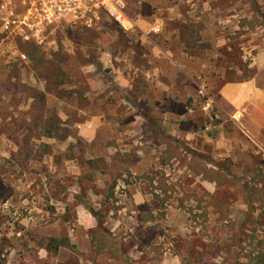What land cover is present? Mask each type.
<instances>
[{
  "label": "rangeland",
  "instance_id": "1",
  "mask_svg": "<svg viewBox=\"0 0 264 264\" xmlns=\"http://www.w3.org/2000/svg\"><path fill=\"white\" fill-rule=\"evenodd\" d=\"M66 1L68 13L47 19L49 9L59 10L0 0V264H78L67 236L79 232L84 214L105 233L113 221L120 223L116 238L128 234L133 241L118 243V254L141 245L138 238L157 242L141 256L150 264H159L165 247L183 256L181 264H224L228 244L239 247L230 250L234 264L239 252L247 259L256 250L244 243L253 234L264 252V214L262 227L245 232L241 245L237 233L227 237L231 229L224 226L231 223L223 224L228 220L222 200L232 198L231 190L205 196L187 186L193 173L217 187H239L249 206L264 204V134L256 137L263 148L248 144L245 135H227L235 125L217 103L220 85L212 81L243 55L240 41L217 26L222 16L215 14L238 8L255 13L252 2L209 0L214 15L199 5L197 13L204 15L197 24L167 23V30L181 31L184 67L180 77L178 70H167L169 77L157 87L147 81L155 54L133 21L136 14L150 16L149 5L114 0L132 22L124 29L99 5L104 0ZM118 77L128 85H119ZM235 78L226 69V80ZM251 111L248 125L261 124L263 113ZM222 129L227 138H221ZM219 141L227 148L218 147ZM237 141L246 144L228 148ZM226 152L240 163L224 157ZM156 176L174 189L167 201L154 189ZM133 187L147 193L142 208L154 213L141 215ZM169 204L174 207L167 218ZM133 220H156L163 227L141 236L138 227L128 230ZM51 239L59 241L55 253L46 251ZM123 263L137 264L130 257Z\"/></svg>",
  "mask_w": 264,
  "mask_h": 264
},
{
  "label": "crops",
  "instance_id": "2",
  "mask_svg": "<svg viewBox=\"0 0 264 264\" xmlns=\"http://www.w3.org/2000/svg\"><path fill=\"white\" fill-rule=\"evenodd\" d=\"M142 1L151 7V15L143 17L142 14H136V18L133 21L137 27H140V29H138L141 32V37L144 39L143 43H146L149 48L152 47L153 53L155 54L152 65L153 71L147 74V81L150 80L155 84V86L160 87V85L163 86L162 79H167V77H169V75H167V70H178V77H180L184 67L182 65L181 58L178 55L185 54V48L183 47L181 41V31L180 29L167 30V23L175 21L182 24L193 23L195 25L202 20V16L204 15L201 14L202 12L197 13V8L199 5L205 7L204 10L203 8L202 10L204 11L203 13H208V16L213 13L215 14L216 8H213L210 5L209 0H164V3L156 0H141V2ZM250 1L255 8V13L244 10L241 11V9L238 8L236 13L221 11V14H215L222 16L221 19H218L217 26H221L224 31L229 32L228 35L231 34L230 36H235L237 40L240 41L243 55L239 59V62H230L228 66L225 67L212 65L213 68H223V72H221V74L216 78H213L214 80L212 81H218L220 85L219 89H217V103L221 105V110L223 113L226 114L235 125L234 130L228 134L226 130L222 129L223 131H220L222 134L221 138H227L235 132L239 135H245V137H247L246 139L249 141L248 144H253L254 147L257 148H263V146H261V144L256 141V137L259 135L262 136L264 134V121L261 124L257 123L256 126L248 124L251 120V110L261 112L264 115V0ZM185 6H187V8ZM151 33L153 36H155L156 41L152 39ZM252 41L254 44L250 43ZM244 42L249 43L246 45ZM224 43L225 41L221 42V45H224ZM247 55L250 56L248 61L246 60ZM189 59H192V57H189ZM189 61L192 63L191 60ZM193 63L196 65V62ZM226 69L229 71H232L233 69L236 78L226 80ZM117 81L121 86L128 85L127 80L124 79V77H118ZM178 83L183 84L182 81H179ZM158 90L160 91V88ZM223 106L227 108V111H224L222 108ZM175 132H178V134L182 133L180 129L175 130ZM189 134H193V132H190ZM238 144L244 147L246 143L242 144L239 141L233 143L231 142L228 148H234L235 146L233 145L239 147ZM218 147L227 148V144L219 141ZM226 153L227 154L224 157L231 159L233 162L240 163L241 158L232 156L228 152ZM176 163L178 164V162L175 160L174 164L176 165ZM187 177L190 181L187 186L189 187V191H191V193L212 196L217 195L219 188L223 190H231L229 195H231L232 198H229L228 200H222L228 220V222L223 221V224L225 225L231 223V228L230 226L227 227L223 225L224 228L228 230L231 229V231L228 232L227 237H231V235L235 232L238 234L241 245H243V242L245 241L244 237H246L245 232H249L250 229L252 233L256 234V230H259L260 226L262 227L261 220L263 217L262 215L264 214V204H260L259 200L257 201V204L249 206L247 201H245V198L243 197L242 191L239 187L233 188L228 185L217 187L214 181L203 179L202 176L193 173L188 174ZM226 177L230 178L229 175H226ZM158 179V176L154 177V180L157 181ZM259 189L260 184L257 190ZM156 193H159V191ZM131 195L133 205L141 210V215L154 213L151 210H145L142 208L145 206L146 201H149L146 198V192L144 193L138 188L133 187ZM149 195L152 196L151 194ZM173 207L174 205L172 206V204L167 205V218L168 215L173 212ZM83 219L84 221L80 222L81 226L79 227V232H72L67 236L80 256L78 259V264H124L123 262L127 260L128 257L137 262V264H150V259L147 257V255L146 262L141 261L143 260L141 256H144L143 252L145 251V248L146 251H148L151 245H158L157 242V244H151L148 242L145 243L143 241V237L138 238V242H140L141 245H139L137 242L132 243V251H129L128 253H122L121 256L112 255L110 252L112 250L110 246L101 252H97V246L93 241V235L99 230L97 229L98 223L91 215L88 214H84ZM132 223L134 226H128V230L132 231L134 227H138L139 231H142L139 232V234L141 233V236L144 235L145 229L150 230L151 227H154L155 225L158 227H163V225H161L160 222L156 220H133ZM110 225L111 226L108 230V234L111 236V239L116 242V244L128 239L133 241L130 237H127L128 234L126 239L121 240L120 238L118 240V238H116L119 233L118 230L122 229L120 228V223L113 221V223ZM167 225L168 224H166V227ZM160 238L161 237L158 236L159 240ZM254 238L256 239L254 234L253 236H248L246 238V242L244 243H246V245L256 247V243L259 242V239L255 240ZM235 248L239 249V247ZM235 248L228 244V250L223 253V256L225 257L223 258L224 264H230V254L233 253L230 252V250ZM199 249L201 251L202 247L198 248V250ZM164 251L165 252L163 253V257H161L159 264H181L183 258L181 254H171L170 248L166 247ZM43 253L48 255L47 252L42 251V256L44 255ZM256 255L257 251L255 249H252V257L247 255V259L242 253L239 252L237 258L235 259L234 257V264H249L250 259L253 258L254 260Z\"/></svg>",
  "mask_w": 264,
  "mask_h": 264
},
{
  "label": "trees",
  "instance_id": "3",
  "mask_svg": "<svg viewBox=\"0 0 264 264\" xmlns=\"http://www.w3.org/2000/svg\"><path fill=\"white\" fill-rule=\"evenodd\" d=\"M157 185L155 186L154 189L159 190L164 198V201H167L170 198V193L174 191V189L171 186H167L165 184L164 179H158L157 180ZM93 241L96 243L97 246V252L98 251H103L104 249H106L107 247H111V254L115 255V256H121V254H118L116 251V242L111 239V236L108 233H105L101 230L97 231L94 235H93ZM59 243V241L55 240V239H51L49 240V243L46 247V251L47 252H52L55 253L57 252V250L59 249V245L57 244ZM256 251H257V255L256 257L248 259L249 264H264V252L261 251L260 249V241L256 243ZM248 256L252 257V250L250 249L248 252ZM253 260V261H252Z\"/></svg>",
  "mask_w": 264,
  "mask_h": 264
},
{
  "label": "built area",
  "instance_id": "4",
  "mask_svg": "<svg viewBox=\"0 0 264 264\" xmlns=\"http://www.w3.org/2000/svg\"><path fill=\"white\" fill-rule=\"evenodd\" d=\"M23 4H30L34 9H37L36 6L40 5L42 9L47 8V6H50L52 9H57L59 11H53V13L48 10L49 13H45L44 18H49L54 15V13L60 14V13H68L70 11V5L66 0H24ZM99 5H104V8L106 9L107 13L110 17L114 19V21L121 26L122 28L126 29L127 26H131L132 22L125 16V14L122 12L120 7L118 6V2H115L114 0H104L102 3L99 2ZM31 8H29L28 14L30 15ZM61 11V12H60ZM45 12V11H44ZM34 16V14H32ZM48 15H50L48 17Z\"/></svg>",
  "mask_w": 264,
  "mask_h": 264
}]
</instances>
